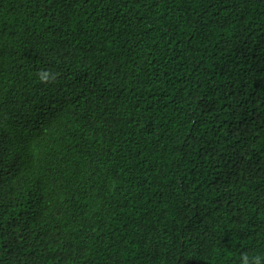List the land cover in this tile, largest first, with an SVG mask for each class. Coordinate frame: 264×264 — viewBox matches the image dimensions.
Segmentation results:
<instances>
[{"label": "trees", "instance_id": "trees-1", "mask_svg": "<svg viewBox=\"0 0 264 264\" xmlns=\"http://www.w3.org/2000/svg\"><path fill=\"white\" fill-rule=\"evenodd\" d=\"M243 253L264 255V0H0V264Z\"/></svg>", "mask_w": 264, "mask_h": 264}, {"label": "clouds", "instance_id": "clouds-1", "mask_svg": "<svg viewBox=\"0 0 264 264\" xmlns=\"http://www.w3.org/2000/svg\"><path fill=\"white\" fill-rule=\"evenodd\" d=\"M37 77L41 83H50L57 79V74L42 70L37 73ZM240 264H264V255L243 253L240 257Z\"/></svg>", "mask_w": 264, "mask_h": 264}]
</instances>
